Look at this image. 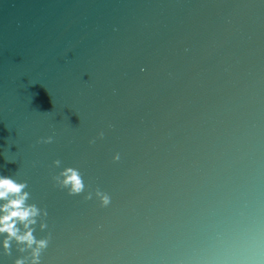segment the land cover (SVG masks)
Wrapping results in <instances>:
<instances>
[{
  "label": "water",
  "instance_id": "95a60500",
  "mask_svg": "<svg viewBox=\"0 0 264 264\" xmlns=\"http://www.w3.org/2000/svg\"><path fill=\"white\" fill-rule=\"evenodd\" d=\"M0 176V264H264V0H0Z\"/></svg>",
  "mask_w": 264,
  "mask_h": 264
},
{
  "label": "clouds",
  "instance_id": "9594fccd",
  "mask_svg": "<svg viewBox=\"0 0 264 264\" xmlns=\"http://www.w3.org/2000/svg\"><path fill=\"white\" fill-rule=\"evenodd\" d=\"M25 185L18 184L11 178L0 176V199L6 200L2 206H0V212L4 215H0V233L7 232L10 237H15L18 241L27 242L29 246L33 243L34 238L31 231L24 235H18V230L13 227V224L8 223L13 217L18 218L20 221L27 220L29 217L37 215L38 210L33 206L30 208L23 207L27 194L21 195ZM82 188L81 181L75 179V191H79ZM34 222V221H30ZM27 227V225H25ZM39 248H43L46 245L45 241L38 242ZM4 247H8V240L5 239ZM38 254V249L37 253ZM17 264H23L22 261H18Z\"/></svg>",
  "mask_w": 264,
  "mask_h": 264
}]
</instances>
